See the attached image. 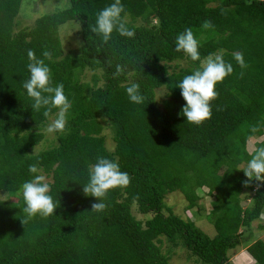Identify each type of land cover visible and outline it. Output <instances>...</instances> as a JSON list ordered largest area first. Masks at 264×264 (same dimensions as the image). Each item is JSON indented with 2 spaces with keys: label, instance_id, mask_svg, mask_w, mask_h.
Segmentation results:
<instances>
[{
  "label": "trees",
  "instance_id": "trees-1",
  "mask_svg": "<svg viewBox=\"0 0 264 264\" xmlns=\"http://www.w3.org/2000/svg\"><path fill=\"white\" fill-rule=\"evenodd\" d=\"M112 2L67 0L64 9L19 28L23 0H0V193L7 196L0 198V264H172L177 248L201 264H232L229 254L241 245L254 264H264V240L255 239L264 232V182L245 183L242 170L248 140L264 136V0H122L135 36L114 32L104 42L91 27ZM75 23L81 45L65 53L60 30ZM186 28L200 41V61L175 49ZM29 50L49 64L72 102L67 131L38 153L33 149L57 110L45 117L31 107L23 88ZM235 52L244 54L246 68ZM210 54H222L234 72L216 85L211 118L195 125L181 114L186 101L176 83ZM179 60L188 67L173 66ZM130 79L147 97L141 105L126 94ZM101 156L118 161L131 181L110 190L105 209L96 212L98 200L83 184ZM33 164L51 178L55 215L29 219L23 212L21 186ZM202 188L215 198L212 237L167 202L180 191L188 201L184 212H194Z\"/></svg>",
  "mask_w": 264,
  "mask_h": 264
},
{
  "label": "clouds",
  "instance_id": "clouds-1",
  "mask_svg": "<svg viewBox=\"0 0 264 264\" xmlns=\"http://www.w3.org/2000/svg\"><path fill=\"white\" fill-rule=\"evenodd\" d=\"M124 13L125 6L122 0H114L97 13L91 30L104 42H108L114 32L133 38L135 31L127 26L122 16ZM204 26L211 27V24L206 22ZM200 46V41L191 28H186L175 38L176 51H183L192 61L201 60ZM27 55L30 61L27 65L29 77L24 81L23 88L32 100L31 107L37 112L43 110L45 117H48L53 109L57 110L55 119L51 120L47 126V131L63 133L68 129L72 108V102L65 92L64 84L54 81L49 64L38 57L33 50H29ZM42 55L51 59V53L48 51L43 52ZM233 57L242 69L247 67L242 52L233 53ZM123 72V67L117 65L116 74L120 75ZM233 72L232 63L226 61L222 54H210L206 62H201V67L177 81L176 87L181 90V95L186 101L181 114L186 117L187 122L200 125L211 118V102L219 95L216 85ZM125 91L130 102L136 105L143 104L147 99L141 91L140 83L136 80L130 79ZM162 96L164 95L160 97ZM252 131L255 132L256 129L253 128ZM242 170L248 178L245 183L253 179L264 182V145L256 147L250 153V159L247 160L246 167ZM29 173L31 179L23 182L20 191L26 217L30 219L39 215L46 218L55 215L59 202L51 195L52 186L48 178L36 164L29 166ZM130 181L131 176L128 172L121 170L118 161L101 156L90 166L88 182L83 184V191L86 195L98 200L93 203L92 210L102 212L106 207L105 198L108 192L118 187H126Z\"/></svg>",
  "mask_w": 264,
  "mask_h": 264
},
{
  "label": "rangeland",
  "instance_id": "rangeland-1",
  "mask_svg": "<svg viewBox=\"0 0 264 264\" xmlns=\"http://www.w3.org/2000/svg\"><path fill=\"white\" fill-rule=\"evenodd\" d=\"M66 2L67 0H23L21 12L18 17L19 28L31 26L33 25V23L38 17L64 9L66 6L65 5ZM79 29L80 27L76 23L70 26L61 27L60 32H61L63 48H64L65 53L71 52L80 47L81 42L76 35V32L79 31ZM206 60L204 62H206ZM175 64H178L180 67H188L189 65L187 60H179V61L173 62V66ZM199 67H201V64L200 66L196 68H199ZM166 93H167V89L165 87L157 91L158 98L161 95H164L159 98L160 102H162L165 99ZM166 104L168 106L169 105L171 106V102L169 100L166 102ZM162 107H164V105ZM53 119H55V117L51 118V120ZM45 135H46V138L42 141V143L33 149L34 153H38L39 151H42L45 148L50 147L52 142L55 141L56 139L55 133H49L47 131V127L45 128ZM263 139H264V136L259 137V138L249 139L247 143L249 152H252L253 150H255V148L257 147V144L261 142ZM108 144L110 146H112L113 144L110 137L108 138ZM243 166L245 167L246 164H243ZM224 171H225V168L221 170V173H223ZM47 178H48V181H51V178L49 177ZM207 192H208L207 188H202L198 190V194L200 196V200H198V207H200V209L198 210L197 208H195L194 212L193 211L184 212L186 211L188 201L185 195L182 194L180 191L169 194L167 197V202L169 205L173 207V210L176 213L183 214V215L185 213L184 215L185 217L186 216L191 217L193 220L196 221L199 227H201L208 235L212 237V236H215L216 234V228L214 227V218H208V216H209V212L213 209L215 198L213 195H210ZM249 193L251 194L250 196L253 195V193L251 192ZM6 197H7L6 194L0 193V198L7 199ZM250 203H251L250 200H244L243 206H248ZM133 213L138 219L144 221L145 219L144 215L139 213L136 206L133 207ZM259 222L260 221L256 222L255 226H258L257 224ZM261 222H264V219H261ZM256 237L264 240V232H258L255 236V239ZM168 246L169 245L165 243L163 249L166 250ZM246 251H247V247L243 245L231 251L229 254L231 263L232 264H254V259H252L250 255L247 254ZM171 263L172 264H201L199 261H196V257L191 255L189 251H187L186 249H180V248L175 249V252L171 259Z\"/></svg>",
  "mask_w": 264,
  "mask_h": 264
}]
</instances>
